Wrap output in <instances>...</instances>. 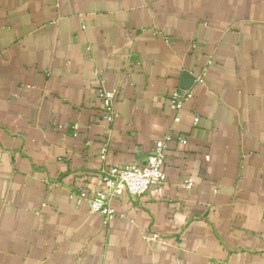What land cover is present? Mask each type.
<instances>
[{"label":"crops","instance_id":"1","mask_svg":"<svg viewBox=\"0 0 264 264\" xmlns=\"http://www.w3.org/2000/svg\"><path fill=\"white\" fill-rule=\"evenodd\" d=\"M164 133L163 192L69 197ZM0 264H264V0H0Z\"/></svg>","mask_w":264,"mask_h":264},{"label":"built area","instance_id":"2","mask_svg":"<svg viewBox=\"0 0 264 264\" xmlns=\"http://www.w3.org/2000/svg\"><path fill=\"white\" fill-rule=\"evenodd\" d=\"M197 81L201 82L202 78L198 77ZM117 91L101 90L99 98L102 104V114L104 119L112 122L115 117L114 100ZM191 92L188 89L173 90L168 98L170 103L176 110H180L182 106L191 98ZM196 117L194 122H198ZM75 128V126H73ZM171 139L170 133H164L154 141L153 147L146 157L143 164L129 163L121 166H110L102 170V174L98 179V187L91 193L87 189L78 188L71 190L69 197L75 199L76 206L83 203L90 213H98L102 217L103 224H109L115 217L116 211L112 207V201L127 195L131 198L141 196L150 188L156 194L164 191L167 183V177L164 172L165 154L168 141ZM184 141L183 137L178 139ZM108 149L107 142L101 144L99 158L104 160ZM193 178L186 177L183 185L187 189L193 185ZM158 234H153L151 239L157 238Z\"/></svg>","mask_w":264,"mask_h":264}]
</instances>
